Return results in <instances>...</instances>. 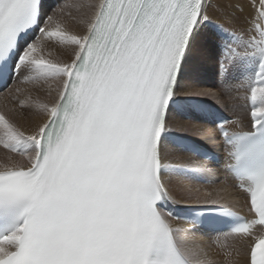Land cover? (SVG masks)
I'll return each mask as SVG.
<instances>
[{"label":"snow or ice","instance_id":"snow-or-ice-1","mask_svg":"<svg viewBox=\"0 0 264 264\" xmlns=\"http://www.w3.org/2000/svg\"><path fill=\"white\" fill-rule=\"evenodd\" d=\"M66 7L0 0V83L51 98L9 89L21 111L44 117L31 130L0 113L11 154L0 167V264H217L193 237L217 225L246 243V264H264V0H90L67 14L80 31ZM210 9L247 11L246 27L229 31ZM206 33L219 84L243 89L247 130L229 132L235 121L207 104L224 93L202 83ZM210 122L251 218L209 198L182 206L192 229L174 227L166 177L206 169L172 163L171 151L209 158L198 138Z\"/></svg>","mask_w":264,"mask_h":264},{"label":"bare ground","instance_id":"bare-ground-1","mask_svg":"<svg viewBox=\"0 0 264 264\" xmlns=\"http://www.w3.org/2000/svg\"><path fill=\"white\" fill-rule=\"evenodd\" d=\"M62 1H63V4H61L60 7L65 6V5L68 6L65 8V19H66V21L69 23V26L73 28V30L80 31L81 29L79 28V26L76 24H73L71 22V20L68 18L67 14L69 12H71L73 15H76V16L82 15L83 11H86V10H82V12H77L76 9L72 7V5H74V4H87L90 2V0H65V1L62 0ZM49 2H50V0H44V3L46 5L45 11L49 7L48 6ZM223 2L224 3H245V0H223ZM56 3H57V1H56ZM215 3H216V0H213L214 5H215ZM209 14L212 16L214 21L220 22L221 24H223V26L226 27V29L232 28V29H236V30H238V32H240L246 27L245 19L248 16L247 11L242 12V13L237 12V13H235L234 17H226L223 14L222 10H216V9H210ZM53 55H56V53L53 52ZM211 61H212L211 58L208 59L206 64L207 65L211 64ZM204 80H205V76H204V74H202V82ZM10 86H11V81L8 82V88H2V90L0 91V96L4 93L5 89L8 90ZM15 87H19L22 90L31 91L34 98L39 96V99H41L43 101H49L51 99L50 97H48L44 93V91H37V89H39L41 87L39 85L34 86L30 83H24V84H20V85L15 84ZM43 87L46 88L47 86L44 85ZM204 87L210 93L213 91L220 93L217 90L210 88V86L204 85ZM21 94H23V93H21ZM234 95H236V94H234ZM211 99H213V101H211L212 103L208 104L209 107H215L214 105H216L217 106L216 108H218L219 110H221L222 112H224L225 114L230 116L231 118H235V120H234L235 123L229 124L233 127L232 131L247 130V120L242 119L244 116V113L241 109L231 110L229 108V102L226 101L224 98H218L217 95H213V98H211ZM1 100H2V98H0V113H3L6 116H8L9 118H11L12 120H14L16 125L21 130L34 129L35 126L44 119V117L37 114L36 112L21 111L20 108H16L15 107L16 103L14 102V100H13V105L10 101L5 102L4 99L2 101ZM213 102H214V104H213ZM228 112H230V113L232 112L233 115H230ZM205 128H206V131L204 133H202L198 138L199 144L207 146L208 148L219 153L222 157L220 162L224 161L225 160L224 146L221 143V140L218 136V132L216 130L214 123L210 122V123L206 124ZM186 153L188 156L186 154H184L183 152H176L175 150H172L170 156L173 157L174 160L171 162L176 163V164L197 163V164L202 165L206 170L201 172L199 174L200 176H197V180H201L202 178H204V179H206V181L208 180L210 183L208 187H205V189H207V190L203 191L202 193L209 196L210 198L213 197L214 198L213 200L219 201L220 204H222L221 201L231 203L230 205L229 204H223L224 206L229 205V207L232 206L231 208H233L237 211H240L243 213L248 212V203H247L246 195L244 193L238 191L235 188L234 180L224 170L218 168V164H215V163L209 162V161H205L193 153H189V152H186ZM7 157L6 156L0 157V167L3 166V164H1V163H5V161L7 160ZM171 157H169V159H171ZM15 159H17L18 162H25L21 157L16 156ZM208 165L211 167H209ZM180 177H183V176L182 175H173L171 177H166V181L169 182V187H170L172 199H173V201H175V203H171V202L170 203L173 204L175 207H182L183 205H186V204L194 205L192 203L184 202L182 199H177L173 195L174 190L172 189V187L177 185L178 179ZM182 187H184L188 191H190V189L186 185L182 186ZM199 189H202V187ZM195 190H198V189L196 188ZM199 202H202V201H199ZM171 223L173 224L174 227H179L182 229H192L193 228V225L188 223L187 220L172 219ZM193 237L198 243L205 246V248L209 251L211 258L214 261H216L217 264H246L245 256L243 255V253L238 251L239 255L237 257H234L231 255L228 260H223L222 258L218 257L219 252H217V250L215 249V248L218 249V247L212 245V243L214 244L215 241H216V243H220V245H222L223 242H225L227 240V244L231 246L232 250H234V249H236V247L240 246L242 250L244 249V251H246L247 248H246L245 242H241L242 243L241 244L239 242V240L233 236L225 237L221 234H216L214 232H211L205 228H200L199 226L196 227V230L193 233ZM218 251H219V249H218ZM220 252H221V249H220Z\"/></svg>","mask_w":264,"mask_h":264},{"label":"rangeland","instance_id":"rangeland-1","mask_svg":"<svg viewBox=\"0 0 264 264\" xmlns=\"http://www.w3.org/2000/svg\"><path fill=\"white\" fill-rule=\"evenodd\" d=\"M61 4H63L62 0L57 1V3L54 0H50L49 5H48L49 7L47 8L48 11L46 10V12H49V14H51V12L57 10L61 6ZM215 22H217V21H215ZM217 23H220V22H217ZM224 28L226 29L225 26H224ZM227 30H229V31H237L238 32V30L232 29V28H227ZM202 47L205 49L206 52H208V54H209L208 55V59H210V58L212 59L211 64L207 65L205 63L204 66H203L202 74H204V76H205V80L202 82L203 85L210 86V88L215 89L218 92H223L224 93L223 98L226 101L229 102V108L231 110L240 109L239 105H241L243 103V101L241 99H239V97L243 95V89H236V88L223 89L221 87V85L219 84V82L217 80V77H216V74H215V60L212 58V52L214 51V41L209 37V35L207 33L205 34V37L202 40ZM15 84H19L20 85L19 82L13 83L11 81V86L9 87V89L16 88ZM9 89L8 90L5 89L4 93L0 96V98H2V100L4 99L5 102H9L10 101L12 103V105H13V99L8 94L9 93ZM234 94H236V95H234ZM211 98H213V95L210 94V96L208 97V100H207V104L212 103L211 101H213V99H211ZM213 104H214V102H213ZM214 106L217 107L216 105H214ZM15 107L19 108V106L17 104H15ZM228 113L230 115H233L232 112L231 113L228 112ZM230 127H231V129L233 128L231 125H230ZM183 153L187 155L186 152H183ZM9 155H11V154L8 153L4 149L2 143H0V157H2V156H6L7 157ZM17 157H19V156H17ZM15 160L18 161L17 159H15ZM173 160H174V158L171 157L170 161H173ZM1 164H4V163H1ZM209 167H211V166H209ZM198 176H200V175H198ZM209 184H210L209 181L208 180L206 181V179H204V178H202L201 180H197V176L196 177L183 176V177H180L178 179L177 185L172 187V189L174 190L173 191V195L177 199H182L184 202L196 204L198 201H204L205 199H209L210 198L209 196H207L204 193H202L203 191L207 190V189H205V187H208ZM185 185L190 189V191H188L186 188L182 187V186H185ZM201 187H202V189H199ZM196 188L198 190H195ZM210 199L213 200L214 198L212 197ZM221 203L222 204H229V205L231 204L229 202H224V201H221ZM226 242H227V240H226ZM215 243H216V241L214 242V244L212 243V245L218 247L219 251H218L217 248H215L217 250V252H219L218 253V257L228 260L227 258L224 257V254H223V252L225 250H222V252H220V249H222L220 247V243H216L217 245ZM224 243L225 242H223V244ZM232 251H233L232 252V256H234V257H237L239 255V252L243 253V255L246 252V251H244V249L242 250L240 246L236 247V249H234Z\"/></svg>","mask_w":264,"mask_h":264}]
</instances>
